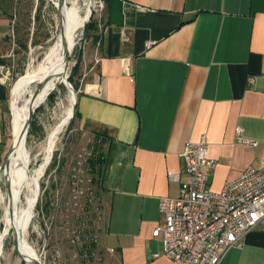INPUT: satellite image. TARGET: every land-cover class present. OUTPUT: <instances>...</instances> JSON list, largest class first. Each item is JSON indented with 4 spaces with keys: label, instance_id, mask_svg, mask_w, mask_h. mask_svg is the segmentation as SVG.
Returning a JSON list of instances; mask_svg holds the SVG:
<instances>
[{
    "label": "crops",
    "instance_id": "1",
    "mask_svg": "<svg viewBox=\"0 0 264 264\" xmlns=\"http://www.w3.org/2000/svg\"><path fill=\"white\" fill-rule=\"evenodd\" d=\"M104 2L74 64L79 118L107 132L104 239L121 264H174L153 232L160 199L179 194L168 171L186 172V144L207 135L215 191L264 162V0ZM15 5L0 0V64ZM10 85L0 81V170L13 140ZM221 264H264V230Z\"/></svg>",
    "mask_w": 264,
    "mask_h": 264
},
{
    "label": "rangeland",
    "instance_id": "2",
    "mask_svg": "<svg viewBox=\"0 0 264 264\" xmlns=\"http://www.w3.org/2000/svg\"><path fill=\"white\" fill-rule=\"evenodd\" d=\"M92 1L91 16L98 24L102 13L100 0ZM83 3L81 1L82 9L85 8ZM58 6L59 0H16L12 16L14 27L5 48L7 54L14 48V56H6L1 62L8 66L14 61L11 91L16 81L38 68L57 40L61 32L60 15L64 14L65 18L69 15L67 0L62 7ZM85 26L72 42L74 48L68 77L72 74L75 60L86 39L95 30L86 32ZM52 81L50 95L54 94L53 98L50 100L47 96L39 105L34 118V131H30V128L27 135V151L31 153L29 175L35 176L40 185L35 216L25 232V246L22 247L19 233L28 221L29 199L26 203L28 215L23 225L14 234L9 233L11 229L7 233L1 264H34L35 259L41 260L42 264H118L115 251H111L112 247L106 243L103 232V189L100 183L99 156L103 153L107 132L79 117L68 122L73 111L69 110L70 98L74 104V96L65 85L66 79L57 76ZM20 85H17L15 95L22 98L23 103L29 97L26 92L29 88L25 89V93L17 95ZM74 92L77 97L78 88H74ZM52 129L57 130L61 139L52 151L44 171L42 167L48 162L49 156L42 160L41 149ZM9 154L10 157L14 154L13 140ZM0 179L1 219L2 194H7L5 165L0 170ZM5 228V223L0 221V232L3 233Z\"/></svg>",
    "mask_w": 264,
    "mask_h": 264
},
{
    "label": "built area",
    "instance_id": "3",
    "mask_svg": "<svg viewBox=\"0 0 264 264\" xmlns=\"http://www.w3.org/2000/svg\"><path fill=\"white\" fill-rule=\"evenodd\" d=\"M104 6L100 0L101 10ZM6 56H14V48ZM0 73L1 83L11 82L14 61L0 64ZM242 134L238 128L237 140L248 142ZM208 153V138L202 134L183 150L186 172L168 171L171 181L180 182V191L175 197L160 199L161 220L153 236L162 238V254L174 264H221L231 247L243 245L249 231L264 230V162L249 166L215 191L209 183L216 160Z\"/></svg>",
    "mask_w": 264,
    "mask_h": 264
},
{
    "label": "bare ground",
    "instance_id": "4",
    "mask_svg": "<svg viewBox=\"0 0 264 264\" xmlns=\"http://www.w3.org/2000/svg\"><path fill=\"white\" fill-rule=\"evenodd\" d=\"M81 1L85 3L84 9L81 8ZM67 2L69 4V15L66 18L64 14H62L61 16L62 30L58 35L57 40L49 48L44 60L38 66V68L32 73L30 72L29 75L16 81L11 91V101H14L15 105L14 109L11 108L14 154L11 155L9 159L10 166L8 171L9 178L11 181L12 194H2L3 210L2 218L0 219V221L5 223L6 228L4 229L3 233L0 232V264L3 258L4 242L7 233L9 229H11L12 232H10V230L9 233L14 234V232H17L20 229V226L23 225L22 223L23 221H25L28 215L26 203L27 201H29V199L30 201L28 221L26 222V224H24V226H22L19 233V240L22 247L25 246V232L28 229L33 217L35 216L34 210L37 202L38 190L40 189V185L37 182V178L35 176H33L32 174L29 175L30 167L28 165V162L31 159V153L30 151H27L28 136L24 135V126L27 122L26 116L31 109L32 96L37 90L38 86L42 84L38 99L33 105V107L36 108L43 102V100L46 99L47 96L50 95V92L53 89L52 80L54 77L58 76L60 78H63V80L66 79L65 75L68 74L65 60L66 54L71 53L73 51L74 47L72 46V42L75 39L76 34L80 32L83 26L88 23L92 13V0H67ZM19 84L21 85L16 91L17 95L21 94L29 88L26 91L29 93V97L28 99H23V103H21L22 98H20L19 96L17 97L15 95V89ZM69 89L71 90L74 96L75 103V92H73L70 87ZM69 105V110H72L74 104L71 98ZM72 116L73 111L68 119V122H70ZM60 139L61 136L58 135L56 129H52L48 133L46 143L41 149L43 153L42 160L47 159V157L49 156L48 162L42 167L44 171L46 170V167L50 162L52 151L54 150L55 146H57V143L60 141ZM37 260L35 259L36 262L33 263L38 264Z\"/></svg>",
    "mask_w": 264,
    "mask_h": 264
},
{
    "label": "water",
    "instance_id": "5",
    "mask_svg": "<svg viewBox=\"0 0 264 264\" xmlns=\"http://www.w3.org/2000/svg\"><path fill=\"white\" fill-rule=\"evenodd\" d=\"M65 0H59V6L58 8L62 7L63 4H64ZM59 11V9H58ZM59 14H60V11H59ZM92 15V13H91ZM91 17V16H90ZM60 22H61V15H60ZM62 30V28L60 29V31ZM72 53V52H71ZM71 53H68L66 54V67H67V70L69 68V63H70V57H71ZM66 76V86L69 88L72 89V91L74 92V87L73 85L71 84V82L69 81V77L67 75ZM42 87V84H40L37 88V90L34 92L33 96H32V104H31V109H30V113H29V118H28V121L26 122L25 126H24V135H28L29 133V129L31 127V122H32V118H33V114L36 112L37 108H34L33 105L35 104V102L37 101L38 99V96H39V93H40V89ZM76 108H77V97H76V101L74 103V106H73V116L72 118H74L75 116V113H76ZM9 157H10V154L8 156V159L6 161V164H5V188H6V192L8 195H11L12 194V190H11V181H10V178H9V174H8V171H9V164H10V161H9ZM38 196H39V190H38ZM38 196H37V200H38ZM37 203V202H36ZM12 232V230L10 231ZM37 263L38 264H42L40 261L37 260Z\"/></svg>",
    "mask_w": 264,
    "mask_h": 264
},
{
    "label": "trees",
    "instance_id": "6",
    "mask_svg": "<svg viewBox=\"0 0 264 264\" xmlns=\"http://www.w3.org/2000/svg\"><path fill=\"white\" fill-rule=\"evenodd\" d=\"M93 16H91V20L86 24V26H85V31L86 32H88L89 30H91V29H96V26H97V24H96V21L95 20H93V18H92ZM77 70H78V66H76L74 69H73V71H72V74H71V76L69 77V81L71 82V84L74 86V88L76 89V88H78V82H76V80H75V74H76V72H77ZM53 95L54 94H52L51 93V95H49V99L51 100V98H53ZM39 109L37 108V110L36 111H38ZM36 113V112H35ZM35 113L33 114V118H32V122H31V130L30 131H34V125L36 124V122H34V118H35ZM75 118H77V117H80V113H79V111H78V108H76V113H75V116H74ZM30 131H29V133H30ZM103 163H104V153H102V155H100L99 156V165H100V170H99V172L102 174V171H103Z\"/></svg>",
    "mask_w": 264,
    "mask_h": 264
}]
</instances>
